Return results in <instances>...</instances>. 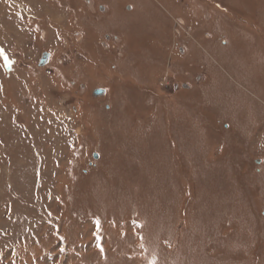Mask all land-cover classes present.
<instances>
[{
    "label": "rangeland",
    "instance_id": "1",
    "mask_svg": "<svg viewBox=\"0 0 264 264\" xmlns=\"http://www.w3.org/2000/svg\"><path fill=\"white\" fill-rule=\"evenodd\" d=\"M112 1L0 0V264H264V0L193 5L164 32L104 28ZM104 30L116 45L95 54Z\"/></svg>",
    "mask_w": 264,
    "mask_h": 264
},
{
    "label": "flooded vegetation",
    "instance_id": "2",
    "mask_svg": "<svg viewBox=\"0 0 264 264\" xmlns=\"http://www.w3.org/2000/svg\"><path fill=\"white\" fill-rule=\"evenodd\" d=\"M116 0H113V6L111 11L107 10V13L110 14L109 16H111V18L108 19V21L106 22V24L104 25V28L107 27L108 25L111 26L110 23H114L117 22L118 24H120L122 21H124V16L123 14H117L119 11H117L118 7L115 3ZM125 5H124V11L125 14L127 12H130V10L132 9H136V15L133 17L134 19L137 18V20H140L142 17V13L145 10H153L155 3L154 0H124ZM62 4H57L55 7H57V9L59 8V6ZM63 5H66V9L70 10V11H76V12H87L90 14V16L95 15L96 12H100L101 14H103V12L101 11L105 6H104V0H64ZM60 9V8H59ZM85 10V11H83ZM110 12V13H109ZM113 20V21H110ZM136 20V21H137ZM82 22V21H81ZM180 29L176 30L174 29L173 33L175 34V40L173 43V47L175 48L177 47V51L178 54L180 56H188L189 58H192L194 56H196V54H198L199 51H197V48H199V46L197 45V43H195L193 40L190 41V37L194 32V30H196L198 28L197 25H186V23L184 21H181L180 23ZM108 30H105V33L103 34V40H101L99 42V44H94L93 45V50L95 51L94 53H100L102 54V50L109 54L110 52H112L114 50L115 47V43H113V40L116 39L117 37L115 35L111 36L110 33L106 32ZM80 33V31L74 30L72 32V37L73 39L75 38L74 34L75 33ZM68 37V33L66 34ZM177 37L179 38V40H177ZM66 38V36H61V40L63 41V44L67 47L70 48L69 45V41H64ZM83 38L82 33H80V38L77 40V38H75V42H77V46L75 47L76 50L72 51V56L73 58L71 59L73 61V71L74 73L79 72L81 67L80 62L78 61L81 57V51L83 50V46H87L85 44V42H87V40L81 41ZM66 42V44H65ZM63 45V46H64ZM99 48V49H98ZM50 50V49H49ZM53 51V52H52ZM59 49H54L50 51V54H45V56H47V63L45 64V66L47 64H50V62L53 59V55L55 53H58ZM10 59L9 54H3L1 49H0V67L2 68L1 70L4 73H11V69L13 66L12 61L8 60ZM67 58L63 57L61 60H58V64L59 65H63L64 62H66ZM64 61V62H63ZM69 61V60H68ZM64 63V64H68ZM76 81L72 82L73 83H77L79 82V77L78 79H75ZM0 88L3 89V83L2 80L0 78ZM85 87H83L84 89Z\"/></svg>",
    "mask_w": 264,
    "mask_h": 264
},
{
    "label": "crops",
    "instance_id": "3",
    "mask_svg": "<svg viewBox=\"0 0 264 264\" xmlns=\"http://www.w3.org/2000/svg\"><path fill=\"white\" fill-rule=\"evenodd\" d=\"M182 2H184V3L178 4L174 0H163V4H161L159 1L154 0V3H155L154 9L153 10H149V11L148 10H145L142 13V17H145L144 19H148L147 20L148 23H146V26H152V25H155V26L158 25V26H160L161 25L163 27V29H164L166 26H165V24H163V22L168 21V19H172L174 17H175V19H179V18H177V17H179L176 14L177 12H180V13H182V12H189L191 15H188V16L191 17V16H193L192 13H194V10L192 8L193 5H196L197 10H200V8H201V4L197 0H182ZM124 5H125V3L120 8L117 9V11H120L123 14L124 21H122L120 24H118L117 22H115L116 27L118 25V27L121 26V28L123 29L125 26H128V25H130V26H137V25H139V21L140 20H137V18H135V19L133 18L136 15V12H137L136 9H132L130 11V13L127 12L125 14ZM106 8L108 9V7H106ZM195 12H197V11H195ZM173 13L176 14L177 16H175ZM129 16H131L132 18L127 19ZM142 17H141V19H142ZM194 17L196 19L195 25H197L198 28L199 27H202V25L204 23L200 21L199 16H194ZM185 23L188 26L192 25L190 22H187V21H185ZM203 26H205V25H203ZM209 26H212V24L210 23ZM106 32L107 33L108 32L111 33L110 31H106ZM104 33H105V30H104ZM117 35H120V34H117ZM174 37H175V35H174ZM174 40H175V38H174ZM174 40H173V43H174ZM199 53H201V52H198V54ZM179 57H181V56L179 55ZM195 58H197V57L194 56L192 58H189L188 56H184V58L182 60H184V59L185 60H189V59H195ZM171 62H172V59L170 58V60L168 62V67H169L168 69H169V71L171 69L172 71H175L176 72L178 69H181V68H183V67H185L187 65L186 63H184L181 60H178V62H176V61L175 62H172V63ZM171 66H172V68H171ZM175 68H177V69H175Z\"/></svg>",
    "mask_w": 264,
    "mask_h": 264
},
{
    "label": "trees",
    "instance_id": "4",
    "mask_svg": "<svg viewBox=\"0 0 264 264\" xmlns=\"http://www.w3.org/2000/svg\"><path fill=\"white\" fill-rule=\"evenodd\" d=\"M200 4H201V8H200V13H199V15L201 14V12L203 11L202 10V8L204 7V9H208V11H210L211 12V14H212V18L213 19H215V17H214V15H215V12L219 9V8H217V6H214L215 4L217 5V3H223L222 5H225V3H224V1L223 0H206L207 2H206V6H205V1L204 0H197ZM224 8V7H223ZM202 10V11H201ZM225 11H226V9H224ZM224 10H220V11H224ZM216 20H214L213 22H215ZM215 25V23L214 24H212V26H210V28L211 27H213ZM160 31H162V29H160ZM163 32H164V29H163ZM165 43H166V41H165ZM154 45L155 46H157L155 43H154ZM164 45V44H163ZM158 48L159 49H163L164 48V46H162V44H160L159 46H158ZM158 68H160V64H158V65H156Z\"/></svg>",
    "mask_w": 264,
    "mask_h": 264
},
{
    "label": "water",
    "instance_id": "5",
    "mask_svg": "<svg viewBox=\"0 0 264 264\" xmlns=\"http://www.w3.org/2000/svg\"><path fill=\"white\" fill-rule=\"evenodd\" d=\"M76 35H77V33H76ZM46 63H47V56H45V54H43L39 64L41 66H44ZM104 94H105V91L103 89H95L93 91V97H102ZM93 157H94V159H97L98 155L94 154Z\"/></svg>",
    "mask_w": 264,
    "mask_h": 264
}]
</instances>
